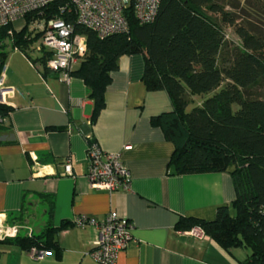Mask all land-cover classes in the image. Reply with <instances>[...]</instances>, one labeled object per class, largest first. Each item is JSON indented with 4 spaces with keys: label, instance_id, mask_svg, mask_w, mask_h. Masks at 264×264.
Masks as SVG:
<instances>
[{
    "label": "crops",
    "instance_id": "crops-1",
    "mask_svg": "<svg viewBox=\"0 0 264 264\" xmlns=\"http://www.w3.org/2000/svg\"><path fill=\"white\" fill-rule=\"evenodd\" d=\"M37 57L8 49L3 66L7 91L1 102L11 111L0 123V219L26 227L19 231L23 235L27 229L39 233L48 221L50 198L52 226H69L57 233L52 255L40 259L0 239V264H101L88 254L96 229L72 221L80 215L100 220L110 211L132 225V239L114 264H242L249 249L226 250L207 235L194 237L175 227L180 217L213 220L217 206L230 205L235 191L227 172L174 175L167 170L174 146L149 119L171 104L165 91L146 90L143 56L119 58L94 125L83 81L42 74L31 63ZM90 141L120 154L131 176L129 190L109 193L89 186ZM67 162L71 174L65 173Z\"/></svg>",
    "mask_w": 264,
    "mask_h": 264
},
{
    "label": "trees",
    "instance_id": "trees-1",
    "mask_svg": "<svg viewBox=\"0 0 264 264\" xmlns=\"http://www.w3.org/2000/svg\"><path fill=\"white\" fill-rule=\"evenodd\" d=\"M226 1L161 0L154 20L145 24L137 22L129 5L125 11L128 31L105 37L62 13L61 0L28 14L25 23L41 16H60L74 25L76 34L85 36L86 54L69 76L80 78L87 88L91 125L105 107V90L119 58L143 56L146 90L165 91L171 104L169 111L149 119L174 146L167 170L174 175L227 172L235 191L230 205L217 206L213 220L180 217L176 229L198 227L226 250L249 249L242 264H264V98L248 96L250 89L264 83V34L240 23L234 12L243 1V15L261 17L264 6L261 0ZM224 26L233 29L240 44L227 43ZM37 39L26 26L0 27V71L8 49L32 51ZM36 53L32 63L42 74L53 72L46 66L48 54ZM198 95L205 99L189 108ZM10 111L0 102V123ZM52 207L49 198L48 221L41 232L18 233L2 241L28 251L56 249V235L69 222L53 227Z\"/></svg>",
    "mask_w": 264,
    "mask_h": 264
},
{
    "label": "built area",
    "instance_id": "built-area-1",
    "mask_svg": "<svg viewBox=\"0 0 264 264\" xmlns=\"http://www.w3.org/2000/svg\"><path fill=\"white\" fill-rule=\"evenodd\" d=\"M59 0H0V27L13 24L16 29L26 26L31 36H37L33 50L48 54L47 68L57 73L62 80L70 78L69 72L75 68L86 54L85 36L74 32V25L60 16L33 18L27 24L25 18L46 5ZM60 10L67 17L73 16L75 22L94 31L98 37L128 31L125 11L132 5L134 17L139 24L154 20L161 0H61ZM10 32V31H9ZM15 50H20L14 47ZM21 51V50H20ZM32 63V62H31ZM35 65L34 63H32ZM36 66V65H35ZM4 68L0 71V102L2 93L7 91L3 85ZM11 91L10 89L8 92ZM89 186L95 190L114 192L129 190L131 176L118 152H105L95 141H90L86 149ZM65 173L71 174L67 162ZM0 219V239L15 237L21 229L20 224H5ZM77 226L89 225L96 229L92 248L88 252L96 262L114 264L118 253L131 241V223L116 212H108L97 220L80 215L72 221ZM194 237H203L198 227L188 230ZM26 233L30 235L31 230ZM30 255L35 259L49 257L50 250L31 248Z\"/></svg>",
    "mask_w": 264,
    "mask_h": 264
},
{
    "label": "rangeland",
    "instance_id": "rangeland-1",
    "mask_svg": "<svg viewBox=\"0 0 264 264\" xmlns=\"http://www.w3.org/2000/svg\"><path fill=\"white\" fill-rule=\"evenodd\" d=\"M219 2H223L226 4L227 1L226 0H219ZM260 2H261V5L264 6V0H261ZM236 3H238V2H236ZM242 6H244L243 1H240L238 9L234 10V12L238 15L239 22L244 24V25L246 24L250 29L254 30L255 33L264 34V15H262L261 17H257L254 15L253 16L247 15V14L243 15V13H242L243 7ZM226 9L231 10V6H227ZM224 33H225V40L227 41V43H232L234 45L240 44L238 37L234 34V31L231 27L224 26ZM248 96L249 97H262V98H264V83L260 84L257 87L250 89V91H248ZM193 99L194 100H193L192 104L189 106V108H191L193 106L200 105L202 103L203 99H205V96L204 95H198V96H195ZM231 214L232 215L235 214L234 210L233 211L231 210Z\"/></svg>",
    "mask_w": 264,
    "mask_h": 264
}]
</instances>
